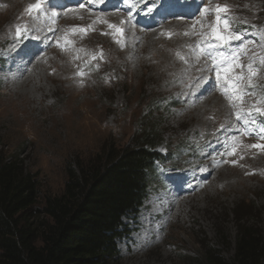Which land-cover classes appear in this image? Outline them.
Masks as SVG:
<instances>
[{
  "label": "rangeland",
  "instance_id": "rangeland-1",
  "mask_svg": "<svg viewBox=\"0 0 264 264\" xmlns=\"http://www.w3.org/2000/svg\"><path fill=\"white\" fill-rule=\"evenodd\" d=\"M71 1L72 7L66 5L68 0H45L44 7L58 14L56 22L46 26L43 18L36 21L25 12L37 0H23L20 5L16 0H0V152L8 156L19 154L25 165L38 173L42 188L38 202L42 203L46 194L64 190L71 163L88 162L109 144L126 146L147 118L159 126L158 150L167 153V157L151 174L149 196L140 213L125 218L130 231L119 240L118 264H184L183 255L201 257L206 243L233 258L237 238L235 213L247 216L264 234V150L249 147L264 145V140L237 131L243 125L218 91L224 86L225 72L220 70L217 86L216 74L209 70L212 61L207 56L206 68H199L204 76L203 83H199L203 88L197 89L200 86L196 83L185 81L189 65L177 53L189 49V40L178 30L207 33L208 25L215 23L217 5L227 6L228 14L235 18L231 28L246 30L245 39L253 40L246 46L247 57L236 62L240 67L234 66L229 73L239 74L250 58L256 57L259 62L264 55V47L247 29V24L264 28V0H210V8L207 0H202L203 7L195 18L183 20L185 17L181 16L147 31L131 23L132 18L152 22L149 15L157 17L156 10L166 0H156V5L143 0L135 7L122 0L113 4L109 0L105 5L110 11L103 12ZM147 7H154V11L147 13ZM121 8V12L117 11ZM203 8H208L209 14H202ZM61 10L65 12L60 13ZM116 11L123 17L111 15ZM122 20L123 29L132 25L133 31L123 32L121 38L108 25L120 27ZM197 21L204 27L197 24L192 28ZM179 22L185 24L181 26ZM25 24L44 29L34 33L39 40L31 36L15 38V26ZM48 26L56 31H47ZM73 28L88 30L74 33ZM117 38L122 39L123 47ZM200 40L195 35V46ZM232 43L237 45L240 41ZM11 48L12 54L19 53L17 56L29 52V69L23 75L15 70L16 56L9 58ZM101 50L103 59L99 57ZM93 55L97 56L95 60ZM96 64L98 70L93 67ZM81 69L87 75L77 76ZM37 72L42 73L40 78L28 83L29 87H21L24 79ZM244 75L247 77L246 70ZM214 81L215 91L200 101H192L188 91L192 89L194 98L203 96L201 92ZM252 82L257 92L243 97L244 109H250L264 94L260 92L264 89V66ZM247 83L245 79L244 84ZM34 84L42 89L33 87L28 91ZM16 90H27L32 99L29 119L11 109L20 100ZM210 98L219 104H208ZM260 119L264 118H258L257 127H264ZM232 137H238L235 154L225 155ZM205 166L212 169L211 176ZM203 173L204 177H200ZM169 201L172 203L167 205ZM222 229L225 238L219 233Z\"/></svg>",
  "mask_w": 264,
  "mask_h": 264
},
{
  "label": "trees",
  "instance_id": "trees-1",
  "mask_svg": "<svg viewBox=\"0 0 264 264\" xmlns=\"http://www.w3.org/2000/svg\"><path fill=\"white\" fill-rule=\"evenodd\" d=\"M158 130L145 118L126 146L109 144L71 163L64 190L42 203L38 173L19 154L0 152V264H118L119 240L130 231L125 218L140 213L151 174L166 161ZM235 217L233 258L206 243L201 257L183 255L184 264H264L262 230Z\"/></svg>",
  "mask_w": 264,
  "mask_h": 264
},
{
  "label": "snow or ice",
  "instance_id": "snow-or-ice-1",
  "mask_svg": "<svg viewBox=\"0 0 264 264\" xmlns=\"http://www.w3.org/2000/svg\"><path fill=\"white\" fill-rule=\"evenodd\" d=\"M45 0H37L35 4H30L25 12L32 17L33 20L39 21L41 18L45 21L46 26L49 24H54L56 22L57 13L54 11H50L44 7ZM99 2L103 3L104 0H99ZM123 3L129 4L131 7H135L136 4L142 3L143 0H135V3H131V0H122ZM152 5H156V0H151ZM178 3V0H177ZM79 7H84L81 4ZM147 13H152L154 11V7H147ZM223 13V15H221ZM202 14H209L208 8L202 9ZM215 23L212 25H208L209 32H200V33H184V35H198L201 37V40L197 43L195 47L189 45L192 52L196 55V58L199 59L201 55L207 56L209 60L212 61V65L210 66L211 71L216 74V85L220 84V70L223 69L225 72V83L221 88L222 94L229 101L230 106L232 107L233 115L236 120L243 125L242 128H238L237 131L240 135H255L259 139L264 140V127H257L258 118H264V94L259 96V99L252 104L250 109H244L242 107L243 97L249 95H255L257 92V86L253 84V80L258 74L260 67L264 66V55L259 57V62H257L256 57L250 58L249 64L245 68H241V72L235 75H229L232 73L233 67H240L236 62L239 60L241 55H247L246 46L248 44L253 43L252 39H245L246 30H241L239 28L233 30L231 28V23L235 18L231 17L228 14L227 6L220 7L217 5L215 11ZM132 13H129V17L131 18ZM106 22V21H102ZM124 21H121L123 24ZM246 23V22H245ZM197 24L200 25L201 28L204 27V24L201 21H197L191 27L195 28ZM108 27L110 29H115L116 33L120 34V37H123L124 29L117 27L116 25L109 24ZM247 29L251 30V36L259 41L261 47H264V28H257L256 25L247 24ZM44 30L42 27L33 26L29 28L28 25H16L14 36L16 39H22L27 36H31L33 39L39 40V36L34 35L35 32H39ZM87 28L76 29L73 28L72 31L75 33L79 32H87ZM47 31L55 32L56 29L48 26ZM111 34V33H105ZM169 38H171L172 33H169ZM121 38H117L116 42L121 44L123 47L124 44ZM67 40V38H65ZM233 41H240L239 44L233 45ZM57 45H59V41H56ZM68 44L71 41H67ZM66 47V45L61 46ZM177 55L180 59L185 60L183 56L179 53ZM100 59H103V51L101 50L99 53ZM78 58V57H77ZM97 58L96 55L92 56V59L95 60ZM185 62H187L185 60ZM85 67H88L86 64ZM98 70L99 65L96 64L93 66ZM247 72V77H245L244 72ZM77 76H85L87 73L81 69L76 73ZM247 79L248 83L244 84V80ZM83 84V81H80ZM197 86H199V80H197ZM261 93H264V89L260 90ZM260 124L264 125V119H260ZM249 125H252V128H249ZM238 141V137H232V144L229 146L228 150L225 152V155H234L235 154V145ZM249 147L257 148L260 150H264V145H249ZM242 158V157H241ZM227 162V161H225ZM233 164L236 161H232Z\"/></svg>",
  "mask_w": 264,
  "mask_h": 264
},
{
  "label": "bare ground",
  "instance_id": "bare-ground-1",
  "mask_svg": "<svg viewBox=\"0 0 264 264\" xmlns=\"http://www.w3.org/2000/svg\"><path fill=\"white\" fill-rule=\"evenodd\" d=\"M57 1H59V0H57ZM107 1H109V0H104V2L103 3H101V2H99V0H80V3L79 4H77V6H79V5H81V4H83V5H86V6H88L89 8H91V9H94V10H96V11H100V12H103V11H110V10H107V9H110V8H107L106 7V3H107ZM113 2H117L118 0H112ZM23 2V0H16V4L18 3V5H20L21 3ZM202 2V0H178V3H177V0H169V1H167L164 5H161L156 11H158V16L156 17V16H154V15H149L150 17H151V21L152 22H145L144 20H137V19H135V18H132V21H131V23H134V24H137L138 25V27L139 28H141V30H143V31H147V30H153V29H155L156 27L158 28V25H160L161 23H164V22H166V21H170V20H177V19H179V17H181V16H183V17H185L183 20H191V19H193V18H195V16H197L199 13H200V11H201V8L203 7L202 6V4H200ZM210 0H207L206 1V5L210 8ZM66 5H68V6H71L72 7V5H70V2L68 1L67 2V4ZM28 6V5H27ZM58 6V5H57ZM189 6H193L194 8H193V10H191V11H189L188 10V7ZM114 10V9H113ZM121 10H122V8L121 9H118L117 11H119V12H121ZM114 12V13H111V15L112 14H114V15H119V16H121L122 15V13H119V12ZM65 11H63V10H61V12L60 13H64ZM112 12V11H111ZM190 12V13H189ZM121 17H123V16H121ZM207 19H209V21H212L211 20V18L210 17H208ZM117 20H119V19H117ZM116 21V20H115ZM111 23H114L115 24V22H112L111 21ZM179 24L182 26L183 24H185V23H183V22H179ZM129 25H131L130 23H129ZM128 25V26H129ZM120 28H123V24H121L120 25ZM133 29V27H132V25L128 28V29H125L124 30V33L125 32H129V33H131V31H133L132 30ZM192 32H194L192 29L191 30H189V31H186L185 29H183V28H180L179 30H178V33H180L182 36H186V37H188V40H189V44L188 45H191V46H193V47H195V42H194V38H195V35H184V33H192ZM119 34V33H118ZM181 40V39H180ZM179 40V41H180ZM183 42V41H182ZM184 44V43H183ZM182 44V45H183ZM26 47V46H25ZM180 48L182 49V47L180 46ZM179 48V49H180ZM12 49L13 48H11L10 49V57L9 58H13L12 56H16V57H14V59H16L17 60V62H18V64H17V62L16 63H14L15 65H17L16 67L17 68H15V70L17 69L18 71L17 72H19L20 73V75H23V73H25L26 71H27V69H29V66L27 65V62H28V57H30V55L28 54V53H21V55L20 56H17V54H19V53H13L12 54ZM32 50V49H31ZM27 51V50H26ZM28 51H29V49H28ZM189 51V52H188ZM9 51H7V53H8ZM31 53V52H30ZM179 54L181 55V56H183L185 59H187L186 61V64L187 65H189V67L187 68V75H186V79H185V81L186 82H189V83H191L192 81V85L193 84H197V80H199V83H203V80H204V76H203V73L201 74L200 73V70H199V68H202V69H205L206 68V56H200L199 57V59H197L196 58V55H194V53L192 52V50H191V48H189L188 50L187 49H185V51H181V50H179ZM34 56V55H33ZM242 59H244V58H246L247 57V55H241L240 56ZM15 60V61H16ZM35 60V59H34ZM157 60V59H156ZM160 61V60H159ZM171 61V60H170ZM174 62L176 61V60H173ZM185 61V60H184ZM37 62V60L36 61H34L33 63H32V65H31V67H33V64L35 65V63ZM39 62H40V60H39ZM39 62L37 63V64H39ZM167 62H169V61H167ZM11 63H13V60L11 61ZM161 63V62H160ZM175 63H177V61L175 62ZM166 64V63H165ZM169 64V63H168ZM153 65V64H152ZM186 65V66H187ZM201 65V66H200ZM171 66V65H170ZM198 66H200V67H198ZM196 67H198V68H196ZM26 68V69H25ZM34 68V67H33ZM196 68V69H195ZM38 69V68H37ZM37 69H36V71H37ZM66 69V68H65ZM190 70H191V73H190ZM33 71V70H32ZM32 73V72H31ZM200 74V75H199ZM29 75V74H28ZM14 76V75H13ZM42 76V73L41 72H37V73H35V74H31V76L29 75V77H27L26 79H24V81H23V83L24 84H22L21 82H19V83H21L22 84V86L21 87H29V84L28 83H31V81H35V80H37L38 78H40ZM188 76V77H187ZM196 76V77H195ZM19 77V76H18ZM195 77V78H194ZM190 78H191V80H190ZM194 78V79H193ZM21 79V78H20ZM19 80V79H18ZM17 80V81H18ZM17 81L15 80V83H17ZM22 81V80H21ZM34 83V82H33ZM199 86L200 87H197V89L198 88H203L202 87V84H199ZM21 87H18V88H21ZM35 88V89H37V90H40V89H42V87L40 86H35V84L33 85V86H31L30 88H29V90L28 91H30L31 90V88ZM26 89H28V88H26ZM15 90V89H14ZM212 90H214L215 91V81L213 82V84L209 87V89H205L204 91H200L201 92V94L203 95V96H201L200 94H199V96H197V98H194L193 96H192V89H191V91H188V93L190 94V96L193 98V100L192 101H195V102H197V101H200V100H202V99H204V98H206L208 95H209V93L212 91ZM28 91L27 90H22V91H20V90H16L15 92H17L19 95H20V100H17L18 102H15L14 104H13V106H11V109L12 110H14V112L17 110L18 112H22V113H24V114H26V115H24L26 118H30L31 117V112H32V110H31V108H30V103H31V101H32V99L29 97V94H28ZM218 91H221V90H218ZM194 94V93H193ZM14 96V95H13ZM217 97V96H216ZM18 98H19V96H18ZM11 99V98H10ZM212 98H210V100H209V103L208 104H210V103H212V105L214 104V106L216 105V104H219V102L217 101V99L215 100V98H213V100H211ZM218 99H221L219 96H218ZM204 105V104H203ZM10 109V108H9ZM198 115H200L199 113H197ZM196 116V115H195ZM205 170H207L206 172L208 173L209 172V174H210V176L212 175V169L209 167V166H205V168H204ZM205 173H203L202 174V176H200V177H204L203 175H204ZM197 180V179H196ZM205 181V180H204ZM203 182V181H202ZM206 183V182H205ZM179 196V195H178ZM176 199H178L179 200V198H176ZM172 203V201H169V203L167 204V205H169V204H171ZM166 205V206H167ZM163 210V209H162ZM149 216H150V214H149ZM163 219L164 220H168V218L166 217V218H164L163 217ZM160 229H161V226L159 227V231H160ZM150 234H153V232H150ZM149 234V235H150ZM148 235V236H149ZM144 236V235H143Z\"/></svg>",
  "mask_w": 264,
  "mask_h": 264
}]
</instances>
